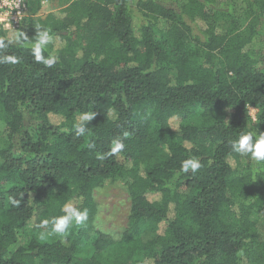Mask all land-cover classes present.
<instances>
[{
  "label": "trees",
  "instance_id": "1",
  "mask_svg": "<svg viewBox=\"0 0 264 264\" xmlns=\"http://www.w3.org/2000/svg\"><path fill=\"white\" fill-rule=\"evenodd\" d=\"M42 1L0 31V264H264V163L231 148L264 132V0H73L39 17ZM109 185L130 200L119 239L95 225ZM66 204L88 219L39 227Z\"/></svg>",
  "mask_w": 264,
  "mask_h": 264
},
{
  "label": "clouds",
  "instance_id": "2",
  "mask_svg": "<svg viewBox=\"0 0 264 264\" xmlns=\"http://www.w3.org/2000/svg\"><path fill=\"white\" fill-rule=\"evenodd\" d=\"M2 22V21H0ZM37 35L35 37V42L32 43L29 41L31 45L32 54L35 57L37 62H43L46 66L51 67L56 62L55 58L49 56L45 58L42 54L46 46L52 42V36L50 35V29H42V26L37 25ZM16 42L22 43V41H27L28 38L25 34L17 32L16 33ZM3 41H0V47H3ZM6 60L11 63H16L17 59L15 57H7ZM95 113H83L79 117V123L74 125L76 135L82 136L87 131V124L91 122ZM171 119H178V117L173 116ZM127 136V133L124 134ZM89 147H94V145H89ZM125 147L124 143L121 139H117L113 142L112 152L116 153L123 150ZM232 151L241 156H249L251 159L257 161L258 163H264V132H259V134H255L254 132H246L241 133L238 139L231 142ZM201 168V164L198 158H190L182 162L180 171L183 173H188L189 170L193 174H195ZM10 202L13 205H18L19 201H17L14 197H9ZM67 214L54 217L51 221L43 220L41 221L39 227L44 228L47 227L50 223L52 225V231L54 233H64L72 224L73 221L77 225L82 224L88 219V212L84 210L83 212L72 208L71 205L66 204L63 209ZM41 239H44V234H41Z\"/></svg>",
  "mask_w": 264,
  "mask_h": 264
},
{
  "label": "rangeland",
  "instance_id": "3",
  "mask_svg": "<svg viewBox=\"0 0 264 264\" xmlns=\"http://www.w3.org/2000/svg\"><path fill=\"white\" fill-rule=\"evenodd\" d=\"M73 0H44L37 16L45 17L53 11L62 9ZM257 111L251 110V115L256 116ZM233 114L228 110V118ZM98 213L96 216V229L115 239H119L126 227L130 214V200L126 189L121 185H109L94 193ZM258 230L264 239V209L260 212Z\"/></svg>",
  "mask_w": 264,
  "mask_h": 264
},
{
  "label": "built area",
  "instance_id": "4",
  "mask_svg": "<svg viewBox=\"0 0 264 264\" xmlns=\"http://www.w3.org/2000/svg\"><path fill=\"white\" fill-rule=\"evenodd\" d=\"M28 13L26 0H0V31L18 28Z\"/></svg>",
  "mask_w": 264,
  "mask_h": 264
}]
</instances>
